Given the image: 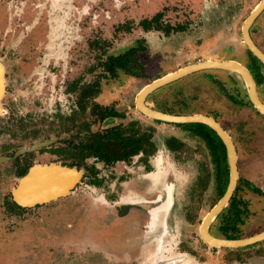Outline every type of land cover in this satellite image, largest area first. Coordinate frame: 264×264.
Here are the masks:
<instances>
[{"label":"rangeland","instance_id":"374dc122","mask_svg":"<svg viewBox=\"0 0 264 264\" xmlns=\"http://www.w3.org/2000/svg\"><path fill=\"white\" fill-rule=\"evenodd\" d=\"M202 6L203 0H0L3 22L0 24V47L14 52L16 61L8 94L14 100L23 131H31L32 138L69 137L73 130H69L72 120L66 121L59 116L68 117L75 104V94H69L66 88L77 80L82 85L94 79L98 71L94 67L104 50L103 40L108 42L109 51L118 52L121 47L148 36L155 40L153 50L159 51L160 40L166 38L158 32H144L138 25L142 18L158 10H164L167 21L174 25L184 24L192 33L186 43V32L171 34L175 41L161 54L171 52L169 48L182 52L181 65L207 57L234 56L243 61V54L238 56L234 51L239 47L233 41L237 38L241 42V37L235 33L236 26L242 25L251 5H242L241 9L226 5L219 13L209 14L210 21H198ZM234 15L239 17L234 19ZM216 17L218 19L212 21ZM128 25L132 29L128 30ZM39 32H42L41 37H38ZM255 37L264 46V36L255 34ZM190 49L192 51L188 52ZM149 52L142 58L148 68L146 77L121 74L120 78L104 80L97 101L128 113L142 129L155 128L153 139L157 150L149 157L153 165L151 171L158 169L156 157L161 154V185L165 180L175 183L177 201L174 207L177 221L174 224L172 218L169 219V223L172 222L164 241L166 245L156 252L157 245L152 240L160 237L162 228L159 226L156 232L148 231L144 235L146 245L142 255L139 245L130 251L123 248L118 253H108L104 248L114 250V246H107L105 242L118 238L122 232L120 226L113 225L105 230L104 227L123 218L104 202L103 195L144 196L155 187L148 176L151 171L139 157L133 164H119L115 169L105 170L108 177L103 175L101 185L91 184L86 178L68 198L38 208L9 213L4 209L7 205L0 194V264H151L153 256L155 264H181L185 260L190 264H264V241L240 249H214L201 239V220L218 200L216 165L203 140L189 136L183 127L153 121L136 109L135 96L142 86L177 67L161 54L155 59L153 51ZM213 77L222 80L236 97L247 100L241 78L214 69L164 86L156 92V101L152 104L159 102L177 112L191 114L218 113L219 120L239 148L238 197L247 202V213L242 216L239 232L249 236L264 230V115L250 103L241 105L228 99ZM237 85L242 88L241 92ZM259 90L264 100V87ZM81 117L79 123L90 118L88 113ZM169 136L184 142L183 151L176 157L165 145ZM50 157L47 152L35 155L37 160L45 162ZM246 180L262 192L251 190L244 183ZM161 185L156 188L161 189ZM62 212L69 217L64 218ZM145 215H139L140 223L144 222ZM48 221L56 223L47 225ZM60 222L58 230L56 225ZM67 223L73 228H68ZM10 231L15 232L10 234ZM94 237L105 246L101 247ZM172 237L175 238L168 243Z\"/></svg>","mask_w":264,"mask_h":264},{"label":"flooded vegetation","instance_id":"af4514ba","mask_svg":"<svg viewBox=\"0 0 264 264\" xmlns=\"http://www.w3.org/2000/svg\"><path fill=\"white\" fill-rule=\"evenodd\" d=\"M261 1L262 0H224V1L203 0V6H202V9L200 10V14L198 15L199 17L198 21H205V20L210 21L209 14L219 13L222 10L223 6H226V5L228 7L238 6V8L241 9L242 5H245V6L249 4L251 5V8L247 16L243 19L242 25L240 27L236 26L238 29H237V32L235 33H236V36L238 35V37H241V42L237 38H235L234 39L235 41H233L235 45L239 47V50H234V49L233 50L236 51V54L238 56L241 53L243 54L244 56L243 61L234 56L233 57L225 56L222 58L207 57L203 59L199 58L198 60H195L193 62H188V63L181 65L180 58L183 57L182 52L172 51V49L169 48V50L173 52V55L170 54L171 52L169 51H165V54H161L165 47H171V45L174 43L175 39L173 37L171 38V34L175 32L178 33L180 31L186 32V35L184 36L185 43H186L187 38L189 37L192 38V33L189 32V28L187 29L186 25L184 24L174 25L170 23L169 21H167V19H165L164 10H161V11L158 10L154 15L150 17L146 16L142 18L138 23V25L141 26L144 32H149V33L151 31L158 32L161 35H163V38H166V39L160 40L161 48L159 51L153 50L154 48H156V46L153 45L155 40L149 39L148 36H144V37L136 39L133 43H129L128 45L121 47L118 52L109 51L106 47L108 42L103 40L101 44L103 45L104 50H102V53H100L101 55L98 57L97 66L94 67L95 69L96 68L98 69L97 74L95 75L94 79L82 85L80 84V80H77L75 82H72L68 86V88H66L69 94L71 93L75 94V104H74V107H72L71 112H70L71 114L68 117L62 114H59L61 119H64L70 122L72 120V126L69 129L71 130L73 128V130L71 131L72 133L69 137H66L65 139L59 136L57 137V136H47V135L44 136L43 138H41L40 136H36L32 138L31 131H28V130L23 131L22 127L19 125V122L17 120V113L15 109L14 100L10 99V96L8 94L10 90L9 85H10L12 76H14L15 74V70H14L15 64H16L15 53L9 51L7 47H0V51H2L1 53H3V56H0V71L2 72V79L4 82V90L0 96V194H1V197L3 198V202L7 205L4 207V209L8 211L9 213L14 214L20 211L38 208L44 205L55 203L62 199H66L71 194H73L81 184H83L86 178L89 179V182L91 184L101 185L102 178L104 176H107V174L104 172L105 170L109 168L115 169L117 166H119V164L121 165L124 163L133 164L136 162V160L139 157H141L142 160H145V165L149 169L148 171H151V167L153 165H151V163L149 162V157L157 150V147L153 139L155 128L153 126H148L145 129H142L140 126H137L138 123L134 121V119H130V116H128L129 115L128 113L120 111L114 105H103L97 101V97L103 91V81L104 80L107 81V80H113L116 78H120L121 74H124L126 76L136 77V78L146 77L148 74V68H147L146 63L142 60V58L144 54L150 53L149 51H153L151 52L155 56L153 58L159 59L158 54H161L165 59H167V61H171L173 64L176 63L177 67L174 68L173 70H169L165 72L164 74H161L160 76L153 78L150 82L144 84L142 88L138 91V93L136 94L135 107L143 116L147 118H150V117L142 113L138 109L137 103H136L139 93L147 85L153 83L157 79H160L188 65H191L197 62L208 61V60H215V61L233 60V61H237L241 63L244 67H246L249 70L250 74L252 75L256 83L260 99L264 103V100L262 99V96L259 90L260 87H264V63L249 50L242 36V28H243L244 22L246 21L247 17L250 15L251 11ZM221 15L222 14H220V16ZM236 17L237 15L236 16L234 15L233 18L235 19ZM217 19L218 17L213 18L212 21L217 20ZM0 24H3L2 19H0ZM127 29L130 30L132 29V27L128 25ZM255 34L264 36V9L256 17V19L254 20V22L252 23L250 27L251 38L256 43V45L264 52V46H262L257 41ZM41 36H42V32H39L38 37H41ZM191 38H189V40ZM190 45H192V43ZM134 47H138L140 49L139 54L137 55L136 59L138 63H140L143 66V71L140 70L137 74H135V73H131L125 69L118 68V67L116 69H113L111 59L113 57L115 58V57L121 56L127 50L134 48ZM228 47H231V45ZM189 51H192V50L190 49L188 50V52ZM177 54L179 56L178 58L176 56ZM191 55H192V52H191ZM133 66H136V65L134 64ZM214 69L221 70L223 72H229L241 78L242 83H243L242 85L244 89V94L247 100L243 98L241 99L238 96L236 97L233 91H231L230 88H227L226 84L222 80H220L218 77H213V81L217 83L220 89L226 94L227 98L232 100L234 103L241 104V105L250 103L256 109V107L253 105V103L251 102L249 98L248 89H247V85H246L244 78L237 72L225 70V69H219V68H208V69L195 71L187 75H184L176 80H173L167 84H164L161 87L150 92L145 99V103L146 105L150 106L153 109L161 110L166 113L177 114V115L203 114V115H207V116L214 118L216 121H218L223 126V128L231 136L234 142V145L236 147V151H237V155L239 159V148L236 144V141L233 138L230 131L219 120L217 112H215L214 114L213 113L211 114L192 113L191 114V113L177 112L175 109L165 107L159 102H155L156 104L153 102L154 104H152V101H156L154 97L156 92L158 90H161L164 86L174 83L177 80L193 75L195 73L202 72V71H208V70H214ZM237 88L241 92L242 88H240L238 85H237ZM87 113L90 116V118H88L87 121L81 120V122L79 123V120L82 118L81 114H87ZM150 119H152L153 121L159 122V123L173 124L175 126L183 127L188 130L189 136L197 137L204 141L207 149L212 155L213 162L216 165L214 177H215V182H216V188H217L216 193L218 195V200L213 205L214 207L225 194V191L229 183V178H230L228 153H227V148L223 140L220 138V136L217 134L215 130H213L211 127L203 123H200V124L206 125L210 129H212L215 132V134L220 138L222 144L216 141L214 134L211 135V138L214 144H211V145L208 144L207 140H205L202 136H199L193 132V129H192L193 126H188L189 124H193V123H172V122H166V121L157 120L153 118H150ZM117 127L121 128L123 132L122 134H127L129 131H135V130L139 131L140 133H143L145 131L148 133H151L152 136L150 140H148L149 144L146 143L148 144L147 145L148 149L149 150L152 149L151 152L146 154L144 151H140L139 153L131 155L129 156V158H126V159L120 158L117 160L107 161V160L101 159L99 156L93 155L91 150L89 152L86 151L85 147L89 145L91 146L93 144L91 146L93 148L94 145H97L96 144L97 132L104 133L110 128H117ZM62 128L66 130L64 126H62ZM37 142L43 143L42 146L38 147L35 150H31V151L27 150L31 148ZM165 145L171 152L174 153L176 157L177 153H180V151H183L182 148L184 146V142L179 140L176 136H169L165 140ZM83 149L85 151H83ZM20 150H23V152H19ZM46 152L50 153L51 155L49 161L45 162L42 160H37L35 158L36 154L38 155L39 153H46ZM156 160H157L156 167L158 169L156 171H151L150 173H148V176H150V179L153 180L155 187L153 189H150L151 191H147L144 196L138 195L137 197L136 196L132 197V195H127L126 198H122L119 195L114 196L113 193H110L109 195H103L102 199L104 200V202L107 204H110V206L117 211V215L123 218V220L121 221H112L111 223H109L108 227H104V230H105V229L110 228L113 225H116V226H120L122 229V232L121 231L119 232L118 238L108 239V241L105 242L107 246H109L108 244H110L114 246L115 248L114 250L111 251L109 250V248L104 247L106 250H108V253H113V252L118 253V251L122 250L123 248L128 249V251H130V250L135 249L139 245L141 246L140 248L141 250H139V253L142 255L144 252V248H145L144 246L146 245L144 242L146 237L144 235L148 231L150 233L156 232L155 230L159 226H161L162 228V233L160 234V237L152 240L156 242V245H157L156 252L159 253L163 245H166L164 241L166 237L169 235L168 234L169 228H170L169 225L172 222L171 220L174 221V224H176V221H177L176 219H174L175 212H177L176 209H174L175 204L177 202L176 192H175V183L171 181L168 182V180H165L163 183V186L161 185L160 179L162 177V174H161V164L163 160L162 155L158 154L156 157ZM225 161L228 166L227 176H225L222 171V167ZM51 163L66 165L69 167H75L79 169L80 171L83 172V178L81 182L78 183L70 191V193L56 200H53V201H50L48 203H44L41 205H36V206L26 207V208L17 206V203L13 199L12 191H13V188L17 186L19 179L23 177L33 165L51 164ZM237 163H238V170H239V162ZM102 172L104 173L101 175ZM225 178L227 179V183L225 187L223 188L222 182ZM239 182H241L240 170H239L238 184H237V187L229 203L215 217L212 224L210 225V232L217 237L239 239V238L252 236V235L242 236V233L239 232L240 230L239 226L240 224L243 223L242 216L247 213V202L242 200L240 197H238V191L240 188ZM169 183L173 184L172 191L164 189L166 185ZM244 183L251 190L255 192L256 191L262 192L258 187H256L257 185L256 186L253 185L251 181L246 180L244 181ZM158 185H161L162 188L161 189L156 188ZM5 186H6V189H5ZM155 191L156 193L152 194ZM6 196L9 197L8 201H6V198H7ZM142 203H146L147 208L143 207L141 205ZM213 207H211V209ZM62 213H63L64 218L69 217V214L64 213V212ZM144 213H146V215L144 216L145 217L144 222L140 223V216H142V214ZM207 213L202 218L200 226L202 224L203 219L207 215ZM241 217H242V221H241ZM170 218L172 219L170 220L171 222L169 223ZM226 220L228 221V224L227 226H223L222 223H224V221ZM48 222L49 223L47 225H49L50 223L52 224L56 223L55 221L54 222L48 221ZM61 224L62 222L56 225L58 230H60ZM67 227L70 229L73 228L71 223H67ZM174 231H177V230L175 229ZM12 232L14 233L15 231H10L9 233L12 234ZM199 232H200V228H199ZM200 237H201V233H200ZM173 238L175 237L170 238V240H168L169 241L168 243H170ZM94 239H96V237H94ZM201 239L203 240L202 237ZM97 241L100 243L101 247L104 245L99 240ZM262 241H258V242H262ZM203 242L206 243L204 240ZM254 244H251V245H254ZM248 246H245V247H248ZM209 247L214 248V249L219 248V247H211V246ZM222 248H225V247H222ZM240 248H243V247L231 248V249H240ZM225 249H229V248H225ZM254 254H255L254 256H256V251L254 252ZM155 259L156 258L154 256L151 257V264H155ZM174 264H179V263H174ZM181 264H190V262L189 260H185Z\"/></svg>","mask_w":264,"mask_h":264},{"label":"water","instance_id":"95a60500","mask_svg":"<svg viewBox=\"0 0 264 264\" xmlns=\"http://www.w3.org/2000/svg\"><path fill=\"white\" fill-rule=\"evenodd\" d=\"M263 9L264 0H262L247 17L246 21L243 24L242 36L249 50L264 63V52L256 45L250 35V27L256 17L263 11ZM208 68H219L239 73L246 82L251 102L258 111L264 114V103L260 99L257 86L252 75L250 74L249 70L241 63L233 60H208L197 62L181 68L147 85L139 93L136 103L138 109L150 118L172 123H203L217 132L227 148L230 178L225 194L203 219L200 226V233L203 240L211 247H245L258 241L264 240V231L249 237L239 239L217 237L210 232V225L212 224L215 217L229 203L239 180V170L237 163L238 155L231 136L218 121L210 116L203 114H171L161 110L153 109L145 103L147 95L155 89L161 87L162 85L167 84L189 73ZM3 90L4 82L2 79V72L0 71V96ZM42 144L43 143L37 142L27 150H35L38 147L42 146ZM19 152H23V150H20ZM82 178L83 172L75 167H69L56 163L35 164L23 177L19 179L17 186L13 188V199L17 203V205L25 208L48 203L70 193V191L78 183L81 182ZM141 205L147 208L146 203H142Z\"/></svg>","mask_w":264,"mask_h":264},{"label":"trees","instance_id":"16d2710c","mask_svg":"<svg viewBox=\"0 0 264 264\" xmlns=\"http://www.w3.org/2000/svg\"><path fill=\"white\" fill-rule=\"evenodd\" d=\"M139 48L134 47L127 50L124 54L119 57H113L111 59L112 68L116 69L122 68L131 73L137 74L140 70L143 71V66L138 63L136 57L139 54ZM136 66H133V65ZM188 126H193V132L199 136H202L205 140H207L208 144H214L211 135L214 134L216 141L222 144L220 138L215 134V132L207 127L206 125L200 123L189 124ZM121 128H110L104 133L97 132V145H94L92 148L89 145L86 148V151L89 152L91 150L93 155L99 156L101 159L112 161L120 158H129V156L139 153L140 151H144L146 154L151 152L152 149H148V140H150L152 134L148 132L140 133L139 131H129L127 134H122ZM208 136V137H207ZM95 137V138H96ZM148 143V144H146ZM223 146V145H222ZM224 148V147H223ZM83 151H85L83 149ZM223 174L225 176L228 175V166L225 161L222 167ZM227 183V179L225 178L222 182L223 188ZM19 206V205H17ZM20 207V206H19ZM242 221V217H241ZM223 226H227L228 221H224L222 223Z\"/></svg>","mask_w":264,"mask_h":264},{"label":"bare ground","instance_id":"6f19581e","mask_svg":"<svg viewBox=\"0 0 264 264\" xmlns=\"http://www.w3.org/2000/svg\"><path fill=\"white\" fill-rule=\"evenodd\" d=\"M164 189L172 191V189H173V184H172V183L167 184L166 187H165ZM170 191H169V192H170ZM164 210H165V209H164Z\"/></svg>","mask_w":264,"mask_h":264}]
</instances>
